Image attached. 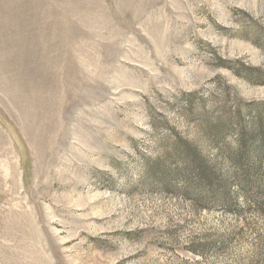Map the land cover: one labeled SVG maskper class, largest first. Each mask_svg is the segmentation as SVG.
Segmentation results:
<instances>
[{
	"label": "rangeland",
	"instance_id": "374dc122",
	"mask_svg": "<svg viewBox=\"0 0 264 264\" xmlns=\"http://www.w3.org/2000/svg\"><path fill=\"white\" fill-rule=\"evenodd\" d=\"M0 264H264V0H0Z\"/></svg>",
	"mask_w": 264,
	"mask_h": 264
}]
</instances>
